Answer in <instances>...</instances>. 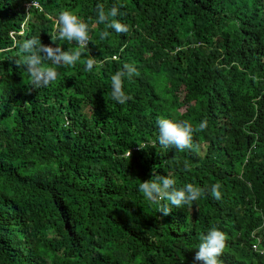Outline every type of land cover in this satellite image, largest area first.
<instances>
[{
  "label": "trees",
  "instance_id": "1",
  "mask_svg": "<svg viewBox=\"0 0 264 264\" xmlns=\"http://www.w3.org/2000/svg\"><path fill=\"white\" fill-rule=\"evenodd\" d=\"M97 5L129 30L98 23ZM63 10L89 23V47L34 88L14 45L75 50L56 39ZM125 63L137 73L119 104L110 80ZM161 118L207 127L193 149H164ZM153 168L205 191L163 215L139 191ZM213 227L222 264H264V0H0V264H194Z\"/></svg>",
  "mask_w": 264,
  "mask_h": 264
},
{
  "label": "clouds",
  "instance_id": "2",
  "mask_svg": "<svg viewBox=\"0 0 264 264\" xmlns=\"http://www.w3.org/2000/svg\"><path fill=\"white\" fill-rule=\"evenodd\" d=\"M27 5V4H26ZM35 5V3H34ZM98 23H103L106 28L114 30L116 33L127 32L128 26L121 23L116 17L120 14L119 8L112 6L105 11L103 5H97ZM55 28L57 32L56 39L75 42L77 47L75 50H65L62 46L57 45L55 41L50 44H44L39 37H32L21 41H16L14 47L19 48L22 59L17 64L18 67L23 66L30 76V85L34 88L47 87L55 82L59 76L58 68L60 66L75 67L80 62L81 56L85 54L90 43V32L92 29L78 13L71 10H63L54 18ZM109 35L107 31L100 34L101 39ZM53 44L55 46H53ZM11 51V49H9ZM48 61L50 63H45ZM94 57L84 61L85 71H92L97 65ZM137 73L134 65L125 63L122 68L111 76V98L119 104L126 103L131 99L124 91L125 78L131 79ZM169 86H159L155 88L159 95V103H163L162 96H167L169 99L171 94L167 93ZM179 99V98H178ZM159 134L158 143L164 149L175 147L179 151L185 149H193V134L198 131H204L207 127V121H201L194 126L187 120H173L169 118H161L157 121ZM141 148V147H140ZM131 156V151H128V158ZM221 185L215 183L210 188V194L216 200L222 198L220 191ZM139 191L144 197L156 204H159V210L163 215H168L171 208L184 207L199 200L205 189L196 186L192 183H187L182 187H177V181L174 176L160 175L156 169H152V178L144 180L139 184ZM166 202V203H165ZM198 250L194 255L195 262L202 264H222L219 257L222 256L228 240L227 235L218 228H211L209 231L200 237ZM255 248V246H254Z\"/></svg>",
  "mask_w": 264,
  "mask_h": 264
}]
</instances>
